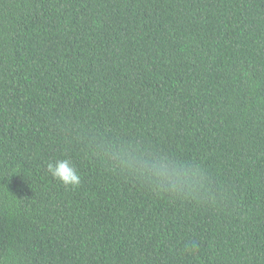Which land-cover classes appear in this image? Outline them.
Wrapping results in <instances>:
<instances>
[{
	"label": "trees",
	"instance_id": "16d2710c",
	"mask_svg": "<svg viewBox=\"0 0 264 264\" xmlns=\"http://www.w3.org/2000/svg\"><path fill=\"white\" fill-rule=\"evenodd\" d=\"M101 143L204 184L160 191ZM0 264H264V0H0Z\"/></svg>",
	"mask_w": 264,
	"mask_h": 264
},
{
	"label": "clouds",
	"instance_id": "9594fccd",
	"mask_svg": "<svg viewBox=\"0 0 264 264\" xmlns=\"http://www.w3.org/2000/svg\"><path fill=\"white\" fill-rule=\"evenodd\" d=\"M99 151L110 158L114 166L160 191L179 195L190 193L204 184V177L198 167L162 153H147L135 145L123 143H101ZM47 171L66 187H76L81 182L78 171L67 158L48 163Z\"/></svg>",
	"mask_w": 264,
	"mask_h": 264
}]
</instances>
